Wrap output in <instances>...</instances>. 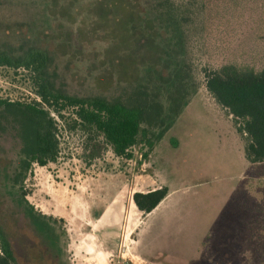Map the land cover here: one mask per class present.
I'll return each instance as SVG.
<instances>
[{"label":"rangeland","instance_id":"obj_1","mask_svg":"<svg viewBox=\"0 0 264 264\" xmlns=\"http://www.w3.org/2000/svg\"><path fill=\"white\" fill-rule=\"evenodd\" d=\"M227 15L191 44L180 114L164 96L163 125L132 158L105 145L92 156L81 132L61 128L57 159L14 183L22 141L0 127V224L16 264H264V162L246 158V133L204 75L230 60L264 62V0ZM167 35L143 0H0V49L25 39L47 48L58 83L77 95L158 85L177 65ZM32 86L27 70L0 66V99L29 102ZM161 186L169 194L145 214L133 194Z\"/></svg>","mask_w":264,"mask_h":264},{"label":"trees","instance_id":"obj_2","mask_svg":"<svg viewBox=\"0 0 264 264\" xmlns=\"http://www.w3.org/2000/svg\"><path fill=\"white\" fill-rule=\"evenodd\" d=\"M143 1L153 11L159 28L167 32L168 54L177 64L158 85H133L111 97L77 95L58 83L47 48L25 39L17 48L0 49V66L27 70L36 95L29 102L0 99V127L7 124L22 141L20 163L11 176L14 183L24 179L34 162L46 165L57 159L61 128L81 132L92 156L99 155L105 145L119 157L132 158L131 148L145 140L151 128L163 125L164 96L176 117L187 101L192 79L191 44L199 38L205 40L213 28L226 25L230 21L228 11L240 2ZM204 75L207 89L234 115L238 130L246 133V158L252 164L264 162V62L257 66L230 60L204 68ZM168 194V187L161 186L137 191L133 199L148 214ZM0 264H16L13 247L1 224Z\"/></svg>","mask_w":264,"mask_h":264},{"label":"built area","instance_id":"obj_3","mask_svg":"<svg viewBox=\"0 0 264 264\" xmlns=\"http://www.w3.org/2000/svg\"><path fill=\"white\" fill-rule=\"evenodd\" d=\"M127 264H132V263L127 262Z\"/></svg>","mask_w":264,"mask_h":264},{"label":"crops","instance_id":"obj_4","mask_svg":"<svg viewBox=\"0 0 264 264\" xmlns=\"http://www.w3.org/2000/svg\"><path fill=\"white\" fill-rule=\"evenodd\" d=\"M162 202V201H161ZM157 208V207H156ZM155 262V261H154ZM158 262V261H157Z\"/></svg>","mask_w":264,"mask_h":264}]
</instances>
